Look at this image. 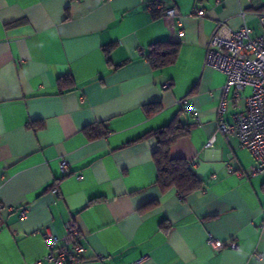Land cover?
<instances>
[{
  "label": "crops",
  "instance_id": "1",
  "mask_svg": "<svg viewBox=\"0 0 264 264\" xmlns=\"http://www.w3.org/2000/svg\"><path fill=\"white\" fill-rule=\"evenodd\" d=\"M152 1L0 0V264H49L44 233L63 237L69 219L77 264H264V171L218 129L225 76L204 64L214 32L264 34V0H160L181 33ZM156 41L178 43L174 63L150 66ZM248 93L229 97L224 121ZM176 115L191 127L169 153L204 182L183 198L157 186L156 142L139 139Z\"/></svg>",
  "mask_w": 264,
  "mask_h": 264
},
{
  "label": "built area",
  "instance_id": "2",
  "mask_svg": "<svg viewBox=\"0 0 264 264\" xmlns=\"http://www.w3.org/2000/svg\"><path fill=\"white\" fill-rule=\"evenodd\" d=\"M148 9L173 22L181 33L180 15L175 7H165L160 0H154ZM196 13L203 16L204 9L199 8ZM204 64L225 76L222 97L217 108L218 129L225 136H236L239 145L251 152L256 162L250 170L251 173L264 171V34L253 35L245 24L227 33L214 32L205 48ZM246 88L249 93L245 96L244 108L232 114L231 122L224 121L223 114L229 97L233 101L237 100ZM179 103L185 112L193 114L197 119L196 108L186 97ZM212 143L213 137L208 139L206 146H211ZM61 167L63 170L67 167L64 160L61 161ZM230 170L228 167V171ZM0 207L3 209L4 206L0 204ZM24 216L25 211H22L21 217ZM64 229L63 237L45 231L44 240L48 252L42 259L46 263L77 264L83 260L86 249L80 242L79 227L74 220L69 219ZM207 241L215 249L222 245L211 234ZM141 261L142 258L135 263L139 264ZM40 263L39 261L36 264Z\"/></svg>",
  "mask_w": 264,
  "mask_h": 264
},
{
  "label": "trees",
  "instance_id": "3",
  "mask_svg": "<svg viewBox=\"0 0 264 264\" xmlns=\"http://www.w3.org/2000/svg\"><path fill=\"white\" fill-rule=\"evenodd\" d=\"M178 53V43L170 41H156L150 45L146 59L152 68H162L174 63ZM156 107H149V111ZM38 123V124H37ZM40 127L41 123L36 122ZM191 124L183 122L180 116H174L166 125L150 130L139 139L153 138L156 147L152 153V159L156 167L155 183L163 192L169 188H175L179 196H184L203 187V180L191 169L190 163L181 157H171L169 151L171 145L181 136L189 133ZM84 131L91 137L96 138L106 133L103 126L95 128L86 126ZM154 202L147 204L155 205Z\"/></svg>",
  "mask_w": 264,
  "mask_h": 264
}]
</instances>
